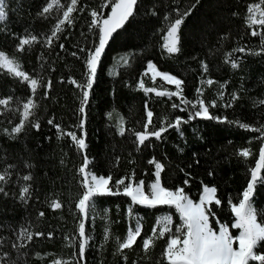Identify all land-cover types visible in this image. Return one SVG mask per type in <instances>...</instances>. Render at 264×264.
<instances>
[{
	"label": "trees",
	"instance_id": "1",
	"mask_svg": "<svg viewBox=\"0 0 264 264\" xmlns=\"http://www.w3.org/2000/svg\"><path fill=\"white\" fill-rule=\"evenodd\" d=\"M13 1L10 7L15 10L14 25L7 27L6 23L0 27V50L14 56L30 74L47 69L63 83L42 115L37 116V104L35 118L15 138L3 130L11 131L18 116H1L0 111V170L14 166L9 169V182L3 185L8 195L0 193V264H52L53 259L77 264L80 222L77 202L83 188L78 166L73 163L76 147L69 137L60 135L54 126L57 124L65 132L75 131L78 136H84L92 170L105 177L112 175L113 182L121 177H132L134 173L136 181L144 180L145 185H149L154 179L155 167L148 161L155 158L165 165L161 173L163 185L170 189L183 187L194 201H199L204 185L214 186L222 203L212 205L213 227L218 230L219 224L215 222L218 218L238 236L239 230L232 227L235 216L229 200L238 203L242 198L250 170L258 159L259 149L264 146V141L256 138L260 134L233 123L192 119L179 130L168 128L161 139L151 137L144 145H138L135 133L145 131L147 107L154 114L148 131L157 130L165 120L174 122L179 116L187 119L194 109L179 114V110L172 107L175 101L148 99L137 83L151 61L184 81L187 98L200 99L197 89H201L206 104L215 100L216 106L209 108L212 116L227 117L228 121L254 127L264 126V104L259 103L264 101V53L251 54L260 52L261 37L252 36L253 29L246 22L247 6L258 0H138L134 15L113 33L83 115L79 112L82 90L70 81L85 83V58L90 51L86 37L91 11L97 10L108 17L110 3L103 12L108 0H79L78 10L72 14L73 23L65 25L59 38L54 37L48 45L47 37L59 19L55 11L48 17L40 15L48 0ZM69 2L61 1L62 4ZM177 10L180 14H190L184 19L180 34L181 51L170 57L161 47L165 34L161 30L177 18ZM258 30L264 31L260 27ZM30 35L37 36L38 41L25 46L23 52L17 51L20 39ZM241 47L245 52L234 51ZM228 53H232L231 59L239 64L238 68L226 62ZM126 54H131L128 65L120 61ZM203 64L207 65L206 72ZM208 79L214 83L206 88L201 82ZM10 91H16L22 98L30 94L28 86L0 75V97L15 99ZM233 94H238L239 99L225 107L232 101ZM121 117L125 127L123 135L118 128ZM49 120L53 124H49ZM81 120L83 129L77 127ZM37 121L39 129L33 127ZM243 148H250L253 155L239 156ZM28 174L32 176L30 181L21 179ZM23 184L30 185L31 195L26 200L20 199ZM56 199L62 208L50 207ZM125 199L127 197L96 198L94 219L103 215L113 220L98 219L96 229L91 224L88 226L89 223L85 225L94 247L85 252L83 264H165L164 242L148 252L142 248L143 239L152 233L151 226L159 209L150 212L136 208L144 223L141 236L132 249H125L123 254L117 251V238L121 240L125 236L129 222L134 221L137 213L134 209L128 218L129 202ZM116 206L118 209L113 212ZM252 206L259 212L260 223L264 224V185L258 184ZM106 208L110 210L109 215H105ZM21 228L44 235H34L28 241L19 236ZM104 228L111 230L107 242ZM48 233H52L51 238ZM259 251L264 252V242ZM37 253L44 258H39Z\"/></svg>",
	"mask_w": 264,
	"mask_h": 264
},
{
	"label": "snow or ice",
	"instance_id": "2",
	"mask_svg": "<svg viewBox=\"0 0 264 264\" xmlns=\"http://www.w3.org/2000/svg\"><path fill=\"white\" fill-rule=\"evenodd\" d=\"M79 0H70L67 4H62L61 0H48V3L43 7L40 15L43 17L50 16L55 11L58 16V22L53 26L51 35L47 37L46 43L51 45L53 38H59L58 34L61 33L65 25L73 23L72 14L78 10ZM138 0H110L111 12L110 15L105 18H100V13L97 10L91 11V27L98 29V44L93 50H90L85 58L86 65V81L83 84L78 83L74 79L70 83L76 85L77 88L82 90L81 107L79 112L85 114V106L89 101L90 91L93 84L96 81L98 69L102 63V57L105 54L106 46L109 40L112 38L113 33L117 29L122 28L129 17L134 15L137 7ZM107 7V5H105ZM6 3L5 0H0V23L7 19V12L5 11ZM152 14L155 15V10L152 9ZM246 22L247 25L252 28V36L261 37V48L260 52H251L253 55H260L264 53V31H256L255 26H259L260 29L264 30V0H258L256 3L249 4L247 6ZM190 14V12H184L180 14L177 10V18L167 24L165 29H162L165 34L163 35V43L161 45L163 50H166L169 56L179 53L180 48V29L184 23V19ZM165 20L168 21V17L165 16ZM38 41V37L35 35L25 36L20 39L17 46V51L23 52L25 46H31L33 43ZM63 48V45H61ZM234 51L245 52V48L241 47L234 49ZM73 55H76L73 53ZM131 54H126L120 57V61L124 65L129 64V57ZM232 53L227 54L226 62H230L233 68H238L239 64L231 59ZM204 71H207V65H202ZM0 70H6L8 74L19 78L22 81L27 82L30 87L33 96L36 94L37 89L40 87L51 88V81H48L46 85L42 84L38 78L31 77L27 72L22 70V65L14 57L8 53L0 50ZM148 76L151 81L156 82L157 78L161 81L166 82L168 85H175V91H169L166 87L163 90L157 87H146L144 78ZM184 81L178 77L162 72L158 69L157 65L149 61L147 64L146 71L143 73L141 79L138 82V88L142 89L145 93H155L158 97H179L180 104L189 105L193 109H196L190 119L201 117L204 119H214L221 122H228L237 124L239 127L250 130L255 133H259L257 139L264 141V126L254 127L247 123L240 121H228L227 117L212 116L209 112L210 107L216 106V101L213 100L210 104H205L202 99H196L193 103L187 100L183 96V85ZM202 84L212 85L214 81L208 79L202 81ZM223 87V86H222ZM198 96L202 95V90L197 89ZM47 95V93H45ZM12 97L6 99H0V105L7 108ZM239 99L238 94H233L232 101L225 105L230 107L232 102ZM264 104V101H259ZM180 104H173V108H179ZM38 107L34 99L29 98L27 102L22 105V112L19 108L15 111L20 112V122L15 125L11 131L4 129L3 131L15 138L14 134H19L23 131L25 123L29 122V118L34 114L35 109ZM110 117L112 113L108 114ZM153 112L148 110L146 113V124L144 125L145 131L135 133L138 145H144L150 137L161 139L162 134L168 130V128H175L179 130L182 123L188 121L182 120L177 117L174 122L162 121V126L155 131H148L149 126L152 124ZM49 124H53L52 120L48 121ZM84 121L81 120L77 126L83 129ZM61 136L69 137L75 147L80 150L83 154V162L78 168V173L81 177V185L83 193L77 202V209L80 214V222L78 225V258L77 264H83L85 252L90 246L91 236L86 234L85 222L90 217V212L94 210V200L97 197L102 196H117L123 195L130 197V204L127 208L129 216L133 214V205H143L148 208H156L158 206L167 205L170 208H174L179 213L182 223L175 228L173 231L172 217L170 215L161 216L158 221L157 228H153L152 234L143 239L142 248L145 252H148L150 248L154 247L155 240L158 238H164L166 235L170 238L167 240L166 247L162 253L164 261L167 264H264V252H258L259 245L264 242V224L257 221V214L255 208L252 206L253 194L258 184L264 185V146L259 149L258 159L254 166L250 170V180L247 183V187L242 193V198L238 203H232L229 200V205L232 213L235 216V223L232 225L233 228L239 229L240 233L238 236H234L230 231L228 224L222 223L217 218L215 222L219 224V229L213 227L211 218L215 217V213L212 211V205H221V200L217 198V189L209 187L208 185L203 186V194L200 196L199 201H193L186 193L183 187L176 189H170L165 187L161 181V173L164 170L165 165L155 158L148 161L149 164L154 165V180L148 185L150 191H145V181L134 180V173L132 177H121L113 182L112 175L103 176L97 175L89 170L90 160L86 153L83 152L87 148V144L84 136H78L75 131L65 132L60 128V125H54ZM36 129L40 128V124L37 121L33 124ZM119 133L123 135L125 132L124 120L121 117L118 124ZM183 135V133H181ZM86 136V133H85ZM243 158H248L253 155L250 148H243L238 153ZM14 167L8 165L2 171H0V193L5 196L8 193L3 187L7 184L11 178V172L9 169ZM31 167V165H26ZM21 179L24 181H30L32 179L31 174L23 176ZM127 181V182H126ZM185 184L188 180L184 181ZM30 185H25L20 189V199L26 200L30 197ZM61 202L56 199L50 204L52 209L62 208ZM42 217L43 212L39 213ZM142 225L137 219L135 228L129 227L126 237L121 242L117 238L118 249L117 251L123 254L125 249H132L136 244L137 239L141 236ZM43 236L41 232L32 233L27 228H21L19 236L26 238L28 241L33 239V236ZM51 238L52 233H48ZM105 242L109 239V229H105ZM235 246L234 245H237ZM16 247V245H13ZM39 258L44 257L41 254H36ZM7 256V253H4ZM127 259V257H124ZM52 264H71L69 261H63L61 259H53Z\"/></svg>",
	"mask_w": 264,
	"mask_h": 264
},
{
	"label": "rangeland",
	"instance_id": "3",
	"mask_svg": "<svg viewBox=\"0 0 264 264\" xmlns=\"http://www.w3.org/2000/svg\"><path fill=\"white\" fill-rule=\"evenodd\" d=\"M62 1V0H61ZM13 0H5V3H6V8H5V11L7 12V19L4 21V22H2V23H0V27L2 26V25H4V24H8L7 25V27L8 26H13L14 25V23H13V20H12V16L14 15V16H16L15 15V10L13 11L12 10V8L10 7V5H12L13 4ZM48 3V1L47 2H45V4H44V6L46 5ZM108 3H110V0H108L105 4H104V6H103V8H102V11L104 12V10H106V8L108 7ZM105 5H107V7H105ZM110 12H111V9H110V11H109V14H108V16L110 15ZM10 14H11V16H10ZM100 18L101 19H105V18H107L106 16H104V14L103 13H100ZM130 18V17H129ZM129 20V19H128ZM127 20V21H128ZM126 21V22H127ZM91 22H92V18L90 19V21H89V24H88V30H87V37H86V39H87V42H86V45H87V47L90 49V50H93L94 49V47L96 46V44H98V29H95V28H92L91 27ZM125 22V23H126ZM10 24V25H9ZM125 25V24H124ZM183 29V24H182V26H181V29H180V33H179V35L181 34V30ZM259 29V26H255V30L256 31H259L258 30ZM31 36V35H30ZM25 37V36H24ZM111 40V39H110ZM109 40V43H108V45L106 46V49H105V54H106V52H107V50H108V48H109V44H110V41ZM34 44V43H33ZM165 51V53L167 54V52H166V50H164ZM105 54H104V56H105ZM176 54H178V53H176ZM176 54H173V55H171L170 57H172V56H174V55H176ZM168 55V54H167ZM104 56L102 57V61H103V58H104ZM169 56V55H168ZM21 64V63H20ZM22 65V64H21ZM146 68H147V65H146V67L144 68V71L142 72V75H143V73L146 71ZM158 69L160 70V71H162V72H167V73H170V72H168V71H164V70H161L159 67H158ZM22 70L23 71H25V72H27L31 77H33V78H38V79H40L41 80V82H42V84H44V85H46L47 83H48V81H51V88L50 89H47L46 87H40V88H38L37 89V92H36V94L33 96V94H32V91H31V87H30V85L27 83V82H25V81H22V80H20L19 78H17V77H14V76H12V75H10V74H8L7 73V71L6 70H0V75H4V76H6L7 78H9L10 80H18L19 81V83L20 84H22V85H25V86H28L29 87V89H30V94H29V97H25L24 96V98H22L21 97V95H19V94H15L16 93V91H10L9 92V94H11V95H14L15 96V99H11V101H10V103H9V105L7 106V108H5L4 106H2V105H0V111H1V116H7V117H14V116H18V118H17V121H16V123L15 124H13V126H12V128L15 126V125H17L19 122H20V119H21V116H20V112H17V111H15V109H17V108H19L20 109V111L22 112V105H23V103H25V102H27V100L29 99V98H31V99H34L35 101H36V103L37 104H39V108H38V113H37V116L38 115H42V113L43 112H45L44 110H46L47 109V107H48V104H49V102H50V100H51V98H52V96L54 95V93H55V91L59 88V87H62V86H60L63 82H62V80L58 77V76H54L52 73H50L47 69H39L38 71L37 70H34L31 74L28 72V70L27 69H25V68H23V66H22ZM170 74H172V73H170ZM172 75H174V74H172ZM174 76H176V75H174ZM176 77H178V76H176ZM144 78V81H145V85H146V87H157L158 89H160V90H163V88H167L169 91H175L176 89H175V85H168V84H166V82H163V81H161L160 80V78H157V81L156 82H153V81H151V79L148 77V76H145V77H143ZM179 79H181L180 77H178ZM182 80V79H181ZM149 83H148V82ZM147 84H150V86H147ZM137 85H138V83H137ZM185 83H183V85H182V87H183V96L187 99V100H189V101H192L193 103L195 102L194 100H191V99H189V98H187L186 97V95H185ZM205 86H206V88H209V86L210 85H207L206 83H205ZM142 90V89H141ZM143 91V90H142ZM144 92V91H143ZM45 93H47V95H45ZM145 93V92H144ZM146 94V96H147V98L148 99H153V98H159V99H165V100H170V101H175L176 102V104H180V98L179 97H171V98H169V97H167V96H165V97H158V96H156V94L155 93H145ZM0 99H2L1 97H0ZM3 99H6V98H3ZM200 99H202L203 100V95H201L200 96ZM204 101V100H203ZM205 104H206V102H205ZM179 111H178V113L180 114V113H185V112H190V110L192 111V107L191 106H189V105H183V104H180V107L179 108H177ZM148 110H150L149 109V107H147L146 108V112L148 111ZM196 109H194V111H195ZM192 113H193V111L191 112V115L190 114H188V118L186 119V118H184V117H180V118H182V120H185V121H191L192 119L193 120H196V119H201V120H203L204 118H201V117H196V118H192V119H190V117L192 116ZM154 115V114H153ZM35 118V115H32L30 118H29V121H33V119ZM152 120H153V118H152ZM186 123H182L181 125H185ZM27 125H28V122H26L25 123V126H24V128H26L27 127ZM150 127V126H149ZM180 129V128H179ZM148 130H149V128H148ZM143 131V130H142ZM141 131V132H142ZM20 134V133H19ZM19 134H14V135H19ZM164 134V133H163ZM162 134V135H163ZM151 138V137H150ZM152 138H155V137H152ZM83 152L84 153H86V149L85 150H83ZM90 160V159H89ZM82 162H83V154H82V152L80 151V150H78L77 148L75 149V151H74V156H73V163L74 164H76L77 166H78V168L81 166V164H82ZM76 166V167H77ZM89 170L91 171V172H94V170H92V162L89 164ZM0 171H2V170H0ZM95 173V172H94ZM96 174V173H95ZM98 175V174H97ZM135 180V179H134ZM154 180V179H153ZM153 180L151 181V183L153 182ZM136 181V180H135ZM161 181H162V176H161ZM127 182V181H126ZM150 183V184H151ZM163 183V182H162ZM149 184V185H150ZM23 186H25L24 184H23ZM257 187H258V185H257ZM256 187V188H257ZM145 191H150V188L148 187V185H145ZM202 194H203V192H202ZM123 197H126V196H123V195H117V196H102V197H97V199H101V198H107V199H119V198H122L123 199ZM130 197H127V199H125V200H127L128 202H129V204H130ZM194 201V200H193ZM95 202H96V198H95V200H94V204H95ZM198 202V201H197ZM251 203H252V201H251ZM129 204L127 205V207H126V213H127V208H128V206H129ZM136 208H146V209H149L150 210V212H153V211H155V210H158L159 209V212L155 215V217H154V222H155V224H154V226H151L152 227V229L153 228H157V230H159V228H158V225H157V221H158V219L161 217V216H163V215H170L171 217H172V225H171V227L173 228V231H175V228L177 227V226H179L181 223H182V221H181V219H180V215H179V213L178 212H176L175 211V209L174 208H170L169 206H167V205H163V206H158V207H156V208H148V207H146V206H143V205H133V210L135 209L136 211H137V209ZM118 209V206H116L115 208L113 207V212L114 211H116ZM256 210V209H255ZM110 212V210H109V208H106V210H105V215H109L108 213ZM134 212V211H133ZM138 214H140V212L139 211H137V213H135V217H134V221H130L129 222V225H128V227H132V228H135V226H136V222H137V219H139V222L141 223V225H142V231H143V228H144V223L142 222V220L140 219V217H138ZM256 214H257V221L260 223V221H259V218H260V215H259V212L256 210ZM127 216H128V218H129V215H128V213H127ZM112 217V216H111ZM110 217V218H111ZM95 218V216L92 214V211L90 212V217H89V219L85 222L86 224L85 225H87L88 223V226H90V224L94 227V229H96V227H97V220L98 219H101V220H106V221H112L113 220V218L112 219H108L107 218V216H105V217H103V215H101L100 217H98V218H96V219H94ZM262 224V223H261ZM105 229L106 228H104V230H103V234H104V236H105ZM107 229H109V228H107ZM129 229V228H128ZM219 229V228H218ZM239 230V229H238ZM110 233H111V230L109 229V238H110ZM239 233H240V230H239ZM86 234L87 235H89V236H91V233L87 230V227H86ZM152 234V233H151ZM150 234V235H151ZM149 235V236H150ZM239 235V234H238ZM149 236H147V237H149ZM126 237V234H125V236L120 240L121 242L124 240V238ZM147 237H145V238H147ZM140 238V237H139ZM138 238V239H139ZM144 238V239H145ZM170 237L169 236H165L164 238H158V239H156L155 240V245H154V247H152V248H150V250H152V249H154L155 247H156V245L157 244H159V243H161V242H164V248L166 247V243H167V240L169 239ZM137 239V240H138ZM91 241H92V239L90 240V246L88 247V249L86 250V251H89V250H91L94 246L92 245V243H91ZM263 243V242H262ZM261 243V244H262ZM261 244L259 245V247L261 248ZM235 246H238V244L237 245H234V247ZM118 247V246H117ZM258 252H260L259 251V248H258ZM162 253H163V251H162ZM165 264H167V262H165Z\"/></svg>",
	"mask_w": 264,
	"mask_h": 264
}]
</instances>
